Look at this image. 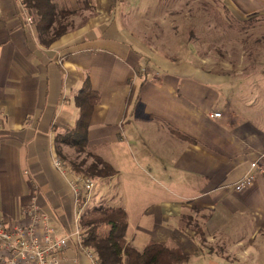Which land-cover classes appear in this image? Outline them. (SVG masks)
Listing matches in <instances>:
<instances>
[{"label": "crops", "instance_id": "0c3cea01", "mask_svg": "<svg viewBox=\"0 0 264 264\" xmlns=\"http://www.w3.org/2000/svg\"><path fill=\"white\" fill-rule=\"evenodd\" d=\"M118 3L55 0L57 9L97 15H77L73 28L45 44L23 0H0V210L13 222L35 197L57 236L74 229L75 194L53 157L60 146L73 161L67 155L75 148L57 139L76 127L77 96L88 80L99 101L87 149L116 170L95 179L88 205L107 197L100 181L137 165L152 187L142 183L140 195L115 205L127 212L134 247H179L188 256L183 264H264V172L253 169L264 166V54L243 50L253 54L250 68L218 73L197 54L166 60L140 51L120 32ZM250 171L254 183L237 191ZM142 204L131 233L133 207ZM87 248L72 237L61 264H92Z\"/></svg>", "mask_w": 264, "mask_h": 264}, {"label": "rangeland", "instance_id": "374dc122", "mask_svg": "<svg viewBox=\"0 0 264 264\" xmlns=\"http://www.w3.org/2000/svg\"><path fill=\"white\" fill-rule=\"evenodd\" d=\"M117 1L119 3L116 4L115 11L120 15V32L131 46L140 51H151L166 57V60L187 58L188 53L197 54L194 59L200 65L218 73L234 72L244 66L250 68L253 54L247 56L243 54V50L255 51L262 56L264 54V0ZM75 12L70 17L74 23L77 15L85 13L84 19L97 15V11L92 8L85 12ZM117 28L120 29L119 25ZM143 44L148 47L147 50ZM259 60L264 61L261 58ZM158 62L161 64L159 68L163 69V62ZM67 156L69 161H79L87 157L82 154L77 158L75 149L70 150ZM60 158L73 169L71 163L68 164L61 156ZM87 161L92 162L91 157ZM136 167L137 165L128 163L124 167L123 176L118 180L108 183L100 181L103 187L99 189H104L107 195L104 204L119 205L127 195H140L143 190L142 183L147 187L146 191L152 187L150 181ZM149 172L155 175L156 170L147 169L146 174ZM132 182L141 186H134ZM143 206L133 207L131 233L140 223ZM192 264L199 263L194 261Z\"/></svg>", "mask_w": 264, "mask_h": 264}, {"label": "trees", "instance_id": "16d2710c", "mask_svg": "<svg viewBox=\"0 0 264 264\" xmlns=\"http://www.w3.org/2000/svg\"><path fill=\"white\" fill-rule=\"evenodd\" d=\"M29 15L36 23L39 38L45 44L54 41L75 26L70 17L75 14L71 8L57 9L55 0H23ZM99 94L93 90L87 80L77 96L80 116L72 132L57 142H64L74 147L86 158L71 161L73 169L94 179L112 176L116 170L87 149V134L90 118ZM59 156L64 154L57 146ZM91 157L92 162L88 163ZM65 160V159H64ZM83 212L81 227L84 243L91 247L101 264H183L188 256L179 247H170L166 243L150 241L143 249H137L127 240L128 215L122 206L103 203L88 205L82 198Z\"/></svg>", "mask_w": 264, "mask_h": 264}, {"label": "built area", "instance_id": "2783aa9c", "mask_svg": "<svg viewBox=\"0 0 264 264\" xmlns=\"http://www.w3.org/2000/svg\"><path fill=\"white\" fill-rule=\"evenodd\" d=\"M221 115L220 112H215L211 116ZM260 157L264 158V153ZM53 164L67 178L75 194L77 212L74 229L64 237L57 236L50 225V217L42 210L35 197L22 208L17 220L13 222L8 221L0 210V264H61L62 254L72 237L79 244H84L81 227L82 198L90 199L96 186L95 179L75 172L59 155L53 157ZM254 168L264 172V166L258 162L253 163ZM254 181L255 177L250 171L234 187L241 191ZM85 251L92 264H101L92 248Z\"/></svg>", "mask_w": 264, "mask_h": 264}]
</instances>
